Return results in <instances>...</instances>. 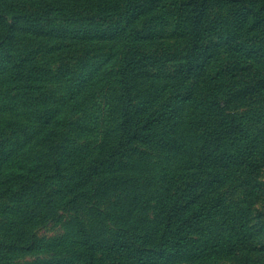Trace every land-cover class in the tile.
<instances>
[{
  "label": "rangeland",
  "instance_id": "374dc122",
  "mask_svg": "<svg viewBox=\"0 0 264 264\" xmlns=\"http://www.w3.org/2000/svg\"><path fill=\"white\" fill-rule=\"evenodd\" d=\"M263 7L0 0V264H264Z\"/></svg>",
  "mask_w": 264,
  "mask_h": 264
},
{
  "label": "trees",
  "instance_id": "16d2710c",
  "mask_svg": "<svg viewBox=\"0 0 264 264\" xmlns=\"http://www.w3.org/2000/svg\"><path fill=\"white\" fill-rule=\"evenodd\" d=\"M261 7H256V9H260ZM264 8V7H263ZM253 10L256 11V9L252 8ZM207 7H203V12H202V16L200 17L199 21H200V25H196L197 28H199V26L202 25V22L204 21L206 15H207ZM134 64V62L131 61V59H124L123 63H122V67L120 68V72H119V76L122 79V88L124 86H129L131 83V78L130 77H134V73L131 71V66ZM125 75V76H124ZM124 85V86H123ZM128 93V92H127ZM130 94V93H129ZM132 117H133V110L132 108H130L129 106V102H128V94L125 97V103H124V109H123V116L122 119L124 120V124H122L116 134V138L118 135L117 140L115 139L114 145L113 147L116 148L118 150V146L119 145H123L125 142L135 138L136 136L140 135L142 132L140 131H136V129H138V124H134V126L132 125ZM140 127V126H139ZM136 128V129H135ZM113 148V150H114ZM106 158H101V159H97L96 161H94L85 171V178L86 179H92L96 176H98L99 174V169L105 165ZM53 165L50 168V170L53 173H56L57 170L60 168V164L58 163V160H54L53 161ZM170 223V222H169ZM168 223V224H169ZM160 242H162L161 238L159 239ZM0 245L2 246H6V247H12V246H18L16 244V241H12L9 237L7 236H3L0 239Z\"/></svg>",
  "mask_w": 264,
  "mask_h": 264
}]
</instances>
